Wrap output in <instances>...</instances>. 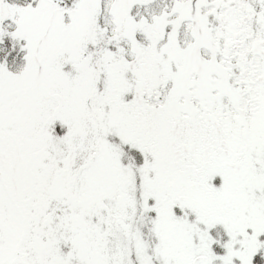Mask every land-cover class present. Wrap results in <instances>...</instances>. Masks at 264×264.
<instances>
[{
    "label": "snow or ice",
    "instance_id": "obj_1",
    "mask_svg": "<svg viewBox=\"0 0 264 264\" xmlns=\"http://www.w3.org/2000/svg\"><path fill=\"white\" fill-rule=\"evenodd\" d=\"M0 264H264V0H0Z\"/></svg>",
    "mask_w": 264,
    "mask_h": 264
}]
</instances>
